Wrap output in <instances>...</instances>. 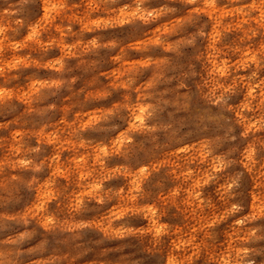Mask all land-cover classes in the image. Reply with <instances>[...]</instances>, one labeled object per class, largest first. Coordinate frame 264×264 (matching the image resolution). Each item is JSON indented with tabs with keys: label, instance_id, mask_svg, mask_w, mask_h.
Returning <instances> with one entry per match:
<instances>
[{
	"label": "clouds",
	"instance_id": "obj_1",
	"mask_svg": "<svg viewBox=\"0 0 264 264\" xmlns=\"http://www.w3.org/2000/svg\"><path fill=\"white\" fill-rule=\"evenodd\" d=\"M0 264H264V0H0Z\"/></svg>",
	"mask_w": 264,
	"mask_h": 264
}]
</instances>
